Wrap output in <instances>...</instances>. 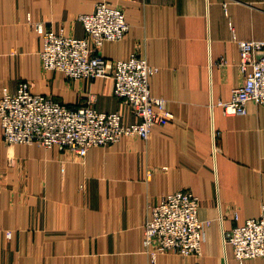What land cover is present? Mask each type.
<instances>
[{"label":"crops","instance_id":"1","mask_svg":"<svg viewBox=\"0 0 264 264\" xmlns=\"http://www.w3.org/2000/svg\"><path fill=\"white\" fill-rule=\"evenodd\" d=\"M97 0H0V99L26 81L68 106L95 95L97 110L138 120L111 78L72 79L45 70L36 26L86 37L79 16ZM129 29L106 40L111 59L142 55L159 67L150 90L170 119L148 139L135 134L91 147L85 156L37 143L7 144L0 118V264H240L223 231L264 213V105L230 113L243 83L240 40L264 41V0H109ZM199 198L202 254L146 250L144 228L161 197ZM236 215V216H235ZM243 264H264V256Z\"/></svg>","mask_w":264,"mask_h":264},{"label":"built area","instance_id":"2","mask_svg":"<svg viewBox=\"0 0 264 264\" xmlns=\"http://www.w3.org/2000/svg\"><path fill=\"white\" fill-rule=\"evenodd\" d=\"M79 19L86 37L36 26L43 37L42 68L63 71L72 79H113L115 95L131 106L138 120L125 124L119 110H97L94 94L82 105L68 106L34 92L30 84L23 81L15 92L4 87L0 99L3 139L7 144L66 147L85 156L91 147L108 145L125 135L135 134L146 140L153 125L170 119L165 99L150 90V77L159 67L142 55L111 59L99 52L104 41L119 40L127 34L129 24L123 9L109 0H97L94 10L80 15ZM238 46V67L244 76L243 83L232 89L229 101L218 103L230 113H245L248 101L264 105V41L240 40ZM198 209L199 198L184 189L163 195L160 202L152 206L143 239L152 261L157 253L167 251L181 255L202 254L204 223L199 219ZM223 240L232 245L240 264L264 256V213L223 231Z\"/></svg>","mask_w":264,"mask_h":264}]
</instances>
